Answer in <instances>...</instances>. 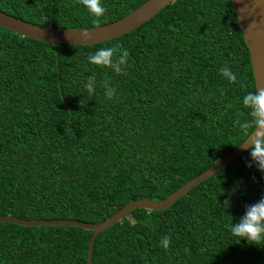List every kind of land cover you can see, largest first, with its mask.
Returning <instances> with one entry per match:
<instances>
[{
	"label": "trees",
	"instance_id": "trees-1",
	"mask_svg": "<svg viewBox=\"0 0 264 264\" xmlns=\"http://www.w3.org/2000/svg\"><path fill=\"white\" fill-rule=\"evenodd\" d=\"M145 1L102 0L99 27ZM0 11L41 27H97L79 0H0ZM117 44L129 53L123 75L88 64ZM225 66L236 83L221 76ZM251 91L229 0H174L120 37L56 52L0 28V217L94 224L132 201L165 199L252 133L235 123L251 119L241 103ZM248 160L245 151L165 210L131 211L97 234L91 264H264V248L230 231L264 197V174ZM90 235L0 223V264H85Z\"/></svg>",
	"mask_w": 264,
	"mask_h": 264
},
{
	"label": "water",
	"instance_id": "water-1",
	"mask_svg": "<svg viewBox=\"0 0 264 264\" xmlns=\"http://www.w3.org/2000/svg\"><path fill=\"white\" fill-rule=\"evenodd\" d=\"M173 1L174 0H146L143 4L121 19L91 29L66 30L55 29L49 26L41 27L0 11V28L13 32L23 38L50 44L56 52V47L59 44L89 46L120 37L150 20L166 5ZM229 1L249 55L254 89H264V0ZM84 31L90 33L91 39L86 40L83 38L82 33ZM253 132H255V129L252 133ZM245 140L242 143H244ZM239 146L225 157L217 160L209 169L179 187L165 199L158 202L153 200L132 201L117 210L109 218L99 223L86 224L74 220H26L12 216L0 217V223H10L22 227L62 226L90 231L91 235L87 245L85 264H91L92 246L98 233L118 223L124 216L135 209L147 211L165 210L186 191L214 175L232 160L242 155L245 151L239 148Z\"/></svg>",
	"mask_w": 264,
	"mask_h": 264
},
{
	"label": "clouds",
	"instance_id": "clouds-1",
	"mask_svg": "<svg viewBox=\"0 0 264 264\" xmlns=\"http://www.w3.org/2000/svg\"><path fill=\"white\" fill-rule=\"evenodd\" d=\"M79 3L87 12L95 17L93 23L99 27L101 18L106 13V8L102 0H79ZM84 39H91L88 31L82 33ZM88 64L99 68H107L115 75H123L126 71L129 61V53L119 44L99 48L87 56ZM220 74L230 83L237 82V76L227 66L220 69ZM96 77L89 76L84 84L89 96H93L97 86ZM105 96L108 100H113L117 96L116 89L111 86L110 80L103 82ZM244 109H247L248 116L251 118L235 123L248 134V129L254 128L255 132L248 134V138L239 148L249 153V160L246 161L248 168L255 167L259 172L264 174V89L257 88L255 91L246 92L241 98ZM247 142V143H246ZM227 208L230 207V201H225ZM148 215L151 211L148 210ZM231 234L239 240H246L249 244L264 248V197L251 205H245V213L236 223L230 226ZM171 237H162L161 244L167 249L170 245Z\"/></svg>",
	"mask_w": 264,
	"mask_h": 264
}]
</instances>
